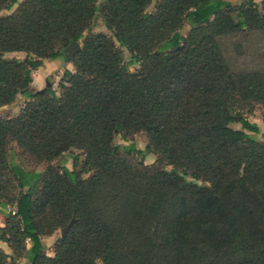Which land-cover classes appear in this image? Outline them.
I'll return each mask as SVG.
<instances>
[{"label":"trees","instance_id":"obj_1","mask_svg":"<svg viewBox=\"0 0 264 264\" xmlns=\"http://www.w3.org/2000/svg\"><path fill=\"white\" fill-rule=\"evenodd\" d=\"M262 29L253 0H0V107L27 98L0 117V209L15 208L0 264H264V140L244 116L264 115V69H236L219 41ZM60 57L73 66L61 91H29ZM138 132L150 164L115 142ZM13 148L44 170L12 162ZM72 149L80 166L53 163Z\"/></svg>","mask_w":264,"mask_h":264},{"label":"rangeland","instance_id":"obj_2","mask_svg":"<svg viewBox=\"0 0 264 264\" xmlns=\"http://www.w3.org/2000/svg\"><path fill=\"white\" fill-rule=\"evenodd\" d=\"M234 4L240 3L241 1L246 0H231ZM256 3L258 12L264 16V3L263 0H253ZM92 25V30L94 32L104 29V25H102L101 18L97 16ZM190 29V25L185 23L181 29L182 34H186ZM220 45L223 49L225 56L228 61L235 67L236 69H253L260 68L264 69V29L257 31H243L241 33L230 34L226 36L220 37ZM123 50L124 59L128 60V53L126 50ZM4 57L10 58H18L23 59L25 57V53L23 52H13V53H5ZM46 65H44L41 69H35L32 71L33 77V85L30 86V90L33 92L40 90L38 88H44L47 85H51L54 91L58 94L61 91L60 88V78L64 72V69L69 66L71 70H73L72 64L68 63L63 57L58 58L57 62L59 65H55L54 63L49 64L50 61L46 59ZM136 66H130V70H133ZM27 98L18 94L15 100L11 104L3 105L0 107V117H13L19 113L20 108L25 104ZM247 119L251 122L254 120L259 124L260 133L253 135L254 137L264 140L262 134H264V121H263V108L260 105H256L254 107V111L251 114H244ZM230 126L232 128H238L239 123L237 121H233ZM115 142L119 145H125L129 143H134L135 147L140 150L136 156L139 160H142L145 164H150L153 162L155 156L153 153H147L145 151V147L148 144L146 135L143 132L135 133L130 139L124 140L119 134L115 136ZM9 158L12 162H15L23 169H34L35 171H42L45 168V165H32L27 159L18 154V150L13 148L9 153ZM83 160V156L80 151L76 149H72L68 152H65L60 158L53 161L55 165H66L68 168L72 167L74 161L80 166ZM167 170H170L171 167L167 166ZM88 173L83 174V177L87 176ZM12 206H8L6 209H0V225L2 226L5 221V213ZM10 211V210H9ZM59 235V230L54 231L51 235L42 237L43 242V251L47 255H53V243L55 239ZM0 249L9 250L8 246L4 242H0ZM10 252V250H9ZM18 263H27L25 258H21L19 260H8L7 264H18Z\"/></svg>","mask_w":264,"mask_h":264},{"label":"water","instance_id":"obj_3","mask_svg":"<svg viewBox=\"0 0 264 264\" xmlns=\"http://www.w3.org/2000/svg\"><path fill=\"white\" fill-rule=\"evenodd\" d=\"M79 48H80L79 41L72 40L71 43L64 48L63 52L65 53L66 58L70 59L79 50ZM235 120L237 121L238 117H236ZM71 222L72 220L64 228L60 230V233H62L65 229H67Z\"/></svg>","mask_w":264,"mask_h":264},{"label":"crops","instance_id":"obj_4","mask_svg":"<svg viewBox=\"0 0 264 264\" xmlns=\"http://www.w3.org/2000/svg\"><path fill=\"white\" fill-rule=\"evenodd\" d=\"M18 1H21V0H18ZM16 6V5H15ZM14 6V7H15ZM151 8V7H150ZM96 20V19H95ZM102 21V20H101ZM102 25H104L103 24V22H102ZM104 27H105V25H104ZM98 31H102V32H107V30H106V28H105V30L104 29H100V30H98ZM8 53H13V52H8ZM58 59V58H57ZM57 59H48V61H50L49 62V64H51V63H54L55 65H59V63L57 62L58 60ZM46 59H43V63H42V65L38 68V69H41V68H43L44 67V65H46ZM67 64H69L70 65V63L68 62ZM67 69H70L69 68V66H67ZM71 70V69H70ZM34 80H33V77H32V81H31V83H30V85H29V87L30 86H32L33 85V82ZM28 87V89H29V91H31V92H33L32 90H30V88ZM38 89H42V88H38ZM263 121H264V119H263ZM251 122V121H250ZM254 123H256L257 125H258V127H259V124L254 120ZM239 128V127H238ZM5 252H7V253H9V250H5Z\"/></svg>","mask_w":264,"mask_h":264},{"label":"built area","instance_id":"obj_5","mask_svg":"<svg viewBox=\"0 0 264 264\" xmlns=\"http://www.w3.org/2000/svg\"><path fill=\"white\" fill-rule=\"evenodd\" d=\"M9 210H10L12 213H15V208H14V207H11Z\"/></svg>","mask_w":264,"mask_h":264}]
</instances>
